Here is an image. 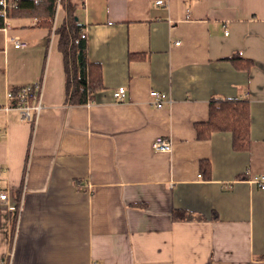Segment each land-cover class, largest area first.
<instances>
[{
  "label": "crops",
  "instance_id": "1",
  "mask_svg": "<svg viewBox=\"0 0 264 264\" xmlns=\"http://www.w3.org/2000/svg\"><path fill=\"white\" fill-rule=\"evenodd\" d=\"M76 1L103 84L85 104L67 103L61 5L52 28L0 27V264H264V0ZM35 82L34 120L1 107ZM233 97L249 103L248 148L199 137L211 101Z\"/></svg>",
  "mask_w": 264,
  "mask_h": 264
},
{
  "label": "trees",
  "instance_id": "2",
  "mask_svg": "<svg viewBox=\"0 0 264 264\" xmlns=\"http://www.w3.org/2000/svg\"><path fill=\"white\" fill-rule=\"evenodd\" d=\"M60 2V4H59ZM65 10L63 23L56 29L59 48L64 55L66 72L67 103L85 104L102 87L101 72L88 58V40L84 24L76 19V0H18V7L10 13L12 17L34 16L43 26L52 28L57 7ZM3 18L0 15V27ZM238 59V54L233 55ZM16 90V89H15ZM199 137L208 138L214 131L229 130L237 148L249 147L250 115L249 103L240 98L212 100L210 118L197 124ZM209 163L203 161V170ZM193 215L186 210H175L174 219H190Z\"/></svg>",
  "mask_w": 264,
  "mask_h": 264
},
{
  "label": "built area",
  "instance_id": "3",
  "mask_svg": "<svg viewBox=\"0 0 264 264\" xmlns=\"http://www.w3.org/2000/svg\"><path fill=\"white\" fill-rule=\"evenodd\" d=\"M60 1V0H59ZM163 0H158L161 3ZM60 4V2H59ZM18 7V0H0V15L3 18V26L8 27L11 25V11ZM15 47L23 46L25 43L18 39H13ZM177 42L176 44H178ZM41 83L35 82L26 84L16 90H8L6 92V102L1 107L4 109L17 108L21 111L23 116L29 120H34L43 107L42 98L40 95ZM154 102L157 106L162 105V101L167 98L164 92L153 90L151 92ZM126 96V88L121 86L115 91V97L119 100L124 99ZM156 150H170L171 141L166 137H158L153 143ZM254 180L258 183L259 187L264 189V175L254 176ZM0 197L3 201L8 200L9 193L6 190H0ZM9 210L17 211L20 214L22 209V201L10 202L7 205Z\"/></svg>",
  "mask_w": 264,
  "mask_h": 264
},
{
  "label": "water",
  "instance_id": "4",
  "mask_svg": "<svg viewBox=\"0 0 264 264\" xmlns=\"http://www.w3.org/2000/svg\"><path fill=\"white\" fill-rule=\"evenodd\" d=\"M76 19H78V17L76 16Z\"/></svg>",
  "mask_w": 264,
  "mask_h": 264
},
{
  "label": "rangeland",
  "instance_id": "5",
  "mask_svg": "<svg viewBox=\"0 0 264 264\" xmlns=\"http://www.w3.org/2000/svg\"><path fill=\"white\" fill-rule=\"evenodd\" d=\"M63 8V7H62Z\"/></svg>",
  "mask_w": 264,
  "mask_h": 264
}]
</instances>
